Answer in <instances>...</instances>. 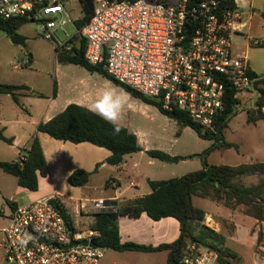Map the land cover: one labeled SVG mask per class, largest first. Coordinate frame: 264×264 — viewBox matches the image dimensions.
I'll return each instance as SVG.
<instances>
[{
    "label": "built area",
    "instance_id": "obj_1",
    "mask_svg": "<svg viewBox=\"0 0 264 264\" xmlns=\"http://www.w3.org/2000/svg\"><path fill=\"white\" fill-rule=\"evenodd\" d=\"M91 1L92 15L79 31L84 60L103 63L111 78L156 100L163 110L183 111L213 131L226 91L236 98L252 89L247 56L233 55L231 41L247 26L241 7L249 0ZM57 14L67 16L58 0H0L1 20L42 17L46 37L57 28L49 19ZM248 43L262 45L247 38ZM56 201L38 198L12 211L0 230L2 264H99L104 249L92 245L98 232L64 218ZM107 208L103 200L91 202L94 214ZM188 249L195 253L184 255L181 264L216 263L214 252Z\"/></svg>",
    "mask_w": 264,
    "mask_h": 264
},
{
    "label": "trees",
    "instance_id": "obj_2",
    "mask_svg": "<svg viewBox=\"0 0 264 264\" xmlns=\"http://www.w3.org/2000/svg\"><path fill=\"white\" fill-rule=\"evenodd\" d=\"M147 1L168 3V0ZM79 3L82 17L74 21L78 35L80 29L89 21L93 11L91 0H79ZM27 22L28 20L22 18L0 19V31L12 37ZM76 41L78 44L74 46ZM68 44H71L70 48L64 46L62 51L59 48L55 49L56 59L59 63L78 65L90 73L101 74L127 92L130 97L155 106L161 114L174 120L180 127L192 129L200 139L212 141L210 148L203 154L204 159L215 149L231 147L237 149L236 145L226 142L223 137V130L239 112V99L238 97L234 98L232 90L226 91L223 109L214 120V130L210 131L194 123L185 112L179 110L165 111L156 100L145 97L114 80L106 73L103 63L95 66L89 65L84 60L85 42L80 35L79 37L75 35L69 39ZM248 72L249 76L255 80L252 85L254 91L253 110L247 114V123L254 124L257 121L264 123V75L257 76L250 70ZM19 92L30 94V89L25 85L0 84V94L10 95L15 102H17L15 94ZM32 94L35 93L32 92ZM37 95L39 96V94ZM55 95L56 82L54 81L53 96L55 97ZM120 127L121 132L115 134L111 124L93 114L87 107L68 104L49 121L39 123L36 126V133L32 137L28 149L21 151L23 158L11 162L0 161V170L16 177L17 185L20 188L32 192L36 191L38 177H46L48 174L46 160L39 142V134H46L61 142L88 143L106 149L110 155L105 163L117 166L122 163L125 155L142 151L137 137L125 127ZM0 140L8 144L11 143V139L4 137L1 132ZM144 152L148 157L166 163H177L185 159L180 156H170L159 150H146ZM97 167L93 172L96 171ZM93 172L76 170L68 176L67 181L72 187H82L88 182ZM246 175H258V183L243 186L236 181L239 177ZM147 184L150 188L148 195L126 202H111L109 205L112 208L94 214L91 228L96 230L98 235L92 240L93 246L115 252L153 253L164 251L167 254L166 264H181L184 255L195 253V251L188 249V244H190L195 249L206 248L208 251L214 252L217 264H230V262H235V255L225 248L224 237L221 234L203 224L204 212L194 207L192 197L209 199L230 209L241 206L243 214L264 222V162L230 166L208 165L203 161L202 168L198 171L167 181L148 180ZM143 213L154 221L166 217L174 218L179 224L178 238L171 243L156 247L121 243L116 222L118 217L138 218ZM62 215L66 218L64 213Z\"/></svg>",
    "mask_w": 264,
    "mask_h": 264
},
{
    "label": "rangeland",
    "instance_id": "obj_3",
    "mask_svg": "<svg viewBox=\"0 0 264 264\" xmlns=\"http://www.w3.org/2000/svg\"><path fill=\"white\" fill-rule=\"evenodd\" d=\"M173 1L168 0L169 3ZM58 3L67 16L57 14L49 17L57 26L51 36L46 37L42 32L46 20L42 17L34 22L28 21L15 32V35L22 39L20 44L12 43L11 37L0 32V84L25 85L30 89L28 95L16 93L17 102L9 95L0 94V113L7 112L12 106L21 115H26L29 113V98H32V92L38 93V97H41L39 101L41 111L43 106L48 104L49 99L55 98L53 104L56 111L65 104H77L89 108L90 102L101 89L116 86L97 72L90 73L81 66L57 61L55 49L59 48L62 51L64 46L71 47V44H68L69 39L75 35L79 37L74 21L82 17L79 0H58ZM249 6L253 11L248 10ZM241 8L245 12L243 21L247 23V27L241 30L240 36H232V53L233 55L245 54L250 71L257 76H262L264 75V0H249ZM248 12L251 13V17L247 16ZM247 38L251 42L259 40L262 45L247 44ZM77 44L76 41L74 46ZM25 61L28 63L24 64ZM54 81L56 82L55 97L53 96ZM253 94L254 91L251 89L238 97L239 112L223 130L224 140L236 145L237 149L234 147L215 149L205 159L203 154L210 148L212 141L200 139L192 129L180 127L174 120L161 114L155 106L128 95L130 103L124 110L119 125L133 133L142 148L141 152L125 157L128 168L133 162L138 164L137 177L141 180L142 186L146 187L144 176L156 181H167L200 170L203 161L208 165L264 162V123L262 121L254 124L247 123V114L253 110ZM0 146L6 145L0 142ZM146 150H159L170 156H180L185 159L177 163L161 162L148 157L144 153ZM0 174L3 175L1 170ZM236 181L243 186H250L258 183L259 176L246 175L239 177ZM106 193L110 191L107 190ZM193 204L199 208H205L210 202L193 198ZM9 215V208L0 198V229L8 224ZM67 215H70L73 223L76 221L77 216L72 213ZM82 222L81 229L90 226L88 220ZM1 239L0 234V264H2L3 256ZM236 249L241 256L240 264H255V257L249 246L240 245ZM104 256L101 264H161L165 261L166 254L158 251L125 255L104 250ZM263 258L264 252H260L258 263L263 262ZM230 264L235 263L230 262Z\"/></svg>",
    "mask_w": 264,
    "mask_h": 264
},
{
    "label": "crops",
    "instance_id": "obj_4",
    "mask_svg": "<svg viewBox=\"0 0 264 264\" xmlns=\"http://www.w3.org/2000/svg\"><path fill=\"white\" fill-rule=\"evenodd\" d=\"M250 12L248 17H251ZM21 93L29 94L26 92ZM34 93L32 98H29L30 108L28 109L29 113L26 115H21L12 106L7 112L0 113V132L4 137L11 139L10 144L0 140L6 145L5 147L0 146V161H16L20 157L21 151L28 149L31 139L36 133V126L39 123L49 121L68 105L65 104L59 111H56L53 104L56 98L49 99L48 104L43 106L44 108L41 111L39 110L41 97H38V93ZM38 137L46 160L48 174L46 177H38L36 191L32 192L20 188L17 185L16 177L1 170L3 175L0 174V198L4 200L9 208L10 215L18 205L38 198L56 197V202L67 217L70 218L67 213L77 216L76 212H79L81 216L76 217V222L81 225L83 220H88L89 224L92 225L94 213L91 210V202L103 200L108 206L107 209H109L112 208L109 205L111 202H126L150 193L148 184L146 187L142 186L141 180L137 177L138 164L133 162L128 168L125 160L127 155L124 156L121 164L111 166L105 163L110 155L106 149L88 143L61 142L50 138L46 134H39ZM96 166L98 167L93 172ZM76 170L93 172L88 182L82 187H72L67 181L68 176ZM144 177L146 183L148 180H152L147 176ZM107 190L110 193H106ZM193 198L199 197H192V203ZM203 200L210 202V204L205 208L193 205L204 212L203 224L224 237L225 248L235 255L234 263H241V256L236 247L246 245L253 251L255 264H261L262 261L258 263L260 260L258 258H260V252H264V222L243 214L241 206L230 209L221 203L209 199ZM246 221L250 222L246 223ZM116 222L121 243L156 247L171 243L179 236V224L171 217L154 221L143 213L138 218L121 216L118 217ZM190 246L188 244V247ZM118 253L132 255V253L141 252ZM166 256H164L165 261H162L161 264H166Z\"/></svg>",
    "mask_w": 264,
    "mask_h": 264
},
{
    "label": "clouds",
    "instance_id": "obj_5",
    "mask_svg": "<svg viewBox=\"0 0 264 264\" xmlns=\"http://www.w3.org/2000/svg\"><path fill=\"white\" fill-rule=\"evenodd\" d=\"M128 93L116 86L105 87L90 102L89 111L113 126L115 134L121 132L119 126L124 110L129 106Z\"/></svg>",
    "mask_w": 264,
    "mask_h": 264
},
{
    "label": "water",
    "instance_id": "obj_6",
    "mask_svg": "<svg viewBox=\"0 0 264 264\" xmlns=\"http://www.w3.org/2000/svg\"><path fill=\"white\" fill-rule=\"evenodd\" d=\"M11 42H12V43H15V44H20V43H22V39L19 38V37L16 36V35H14V36L11 37ZM84 244H86V242H84ZM204 249H206V248H204ZM206 250H207V249H206Z\"/></svg>",
    "mask_w": 264,
    "mask_h": 264
}]
</instances>
